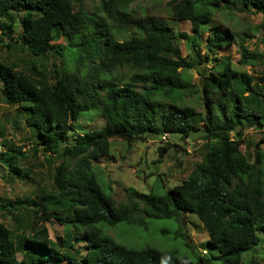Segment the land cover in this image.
Listing matches in <instances>:
<instances>
[{"label":"trees","instance_id":"obj_1","mask_svg":"<svg viewBox=\"0 0 264 264\" xmlns=\"http://www.w3.org/2000/svg\"><path fill=\"white\" fill-rule=\"evenodd\" d=\"M97 1V13H88L82 7L74 10L71 0H0V40H9L7 47L14 40L35 58L55 53L61 60L52 84L40 72L36 79L0 62L4 101L27 105L25 124L31 128L35 155L50 159L62 150L75 161L71 167L63 161L53 173L60 200L41 194L39 204L32 202L43 208L45 220L73 228L74 239H59L56 249L41 228L18 243L0 223V264H209L206 257L240 264L243 252L264 234V137L255 144L253 161L240 150L247 129L264 130V77L233 69L223 56L214 59L218 61L206 74L198 71L202 87L191 84L183 71L210 62V55L217 56L235 38L227 26L215 25L216 12L253 9L264 29V0H177L173 19L189 21L191 35L152 16L135 18L126 0ZM202 33H207L205 40ZM60 36L63 43H55ZM244 36L253 33L245 31ZM181 38L194 46L191 59L181 55ZM198 39L207 46L202 56ZM240 48L242 64L264 60V51ZM189 92H199L203 113L187 104ZM94 116L101 126L86 127ZM200 124L205 151L184 180L161 194L127 188L125 201L115 204L111 186L104 179L101 183L93 168L94 161L108 154L111 139L130 144L164 133L186 138ZM12 153L26 156L21 147L10 146L9 152L0 151V167L5 164L9 175L20 176ZM23 178H29L28 171ZM47 204L62 207L47 213ZM187 213L195 214L208 234L203 254L192 251L194 262L152 246L126 247L102 228L146 226L147 219L180 221ZM72 252L80 254L78 261Z\"/></svg>","mask_w":264,"mask_h":264},{"label":"rangeland","instance_id":"obj_2","mask_svg":"<svg viewBox=\"0 0 264 264\" xmlns=\"http://www.w3.org/2000/svg\"><path fill=\"white\" fill-rule=\"evenodd\" d=\"M177 0H126L127 9L135 17L152 16L155 19L169 25L175 32H184L191 35V25L187 20H174L172 7ZM74 10L82 7L85 12L97 13L99 8L97 0H71ZM19 16L21 15L18 14ZM101 15V14H99ZM215 25L227 26L235 36L229 43L219 48L217 56L210 55L212 60L199 65L196 68L185 69L184 75L189 78L191 84L199 87L204 85L202 74L209 72L211 65L218 60L216 57H228L233 69L252 75L256 79L264 77V60L255 65H244L241 61L240 45H247L248 49L264 51V29L260 27V14L250 9L247 12L235 13L230 11L216 12ZM255 28H258L255 31ZM121 26V30H125ZM251 32L253 36L246 37L244 32ZM127 32V30H126ZM208 33V32H207ZM207 33H202L205 40ZM243 38L240 39L241 37ZM1 37V36H0ZM228 38V37H227ZM6 38L0 40V62L11 64L15 71L31 75L37 79L36 72L49 84L55 80L56 72L60 69L61 60L55 53H48L44 58H35L17 41ZM199 42L197 51L202 56L207 50L205 41ZM55 43H63L60 36ZM181 55L185 59H191L192 49L190 41L181 38L177 40ZM32 64L35 66L33 68ZM201 73H199V72ZM1 87V84H0ZM188 105L196 111L203 113L204 102L199 92L188 93L185 96ZM27 105H9L4 101L0 92V151L9 152V147L16 149L21 147L25 151V158H19L16 153L14 165L20 168V176L9 175V167L5 164L0 167V223L12 231L13 238L18 243H23L34 231L46 228L50 244L59 248V239L68 242L74 239L73 228H67L64 224L53 218L45 220L41 214L43 208L37 207L32 202L39 204L41 194H51L60 200L53 184V173L56 166L66 161L71 167L75 163L71 157L64 155L62 150L58 155L45 158L41 153L35 155L32 151L33 137L31 128L25 124L28 115ZM86 125L81 120L82 127H100L102 121L97 116ZM77 124V123H76ZM80 125V124H79ZM264 137V130L247 129L244 133L245 142L240 145V150L249 159L254 160V148L256 142ZM2 142L4 146L2 145ZM205 138L202 125H198V131L186 138L178 135L148 136L145 140H134L130 144L118 138L111 139V146L106 156L93 162V168L101 183L104 180L111 186L112 197L115 204L125 201L126 189L134 188L137 191L156 194L163 193L167 188L179 184L188 173L201 160L205 151ZM165 152L159 156L160 152ZM262 159L264 160V143L260 145ZM25 171L29 178L24 179ZM22 177V178H21ZM104 179V180H103ZM18 201L12 207L7 202ZM24 201H28L26 204ZM61 204L52 206L47 204L46 212H53L55 208H61ZM37 210L35 214L34 211ZM146 226H130L118 224L114 227L103 225V232L112 236L117 242L129 248H142L152 246L161 251L175 252L180 257H186L192 262L195 256L192 251L196 249L203 254V243L208 239V234L195 214H184L180 221L175 219H147ZM256 246L244 251L240 264H264V234L260 236ZM75 249L79 246L75 244ZM83 252V250H81ZM73 258L78 261L80 254L72 252ZM20 259V253L17 254ZM209 264H224L219 259L208 260Z\"/></svg>","mask_w":264,"mask_h":264},{"label":"built area","instance_id":"obj_3","mask_svg":"<svg viewBox=\"0 0 264 264\" xmlns=\"http://www.w3.org/2000/svg\"><path fill=\"white\" fill-rule=\"evenodd\" d=\"M167 135H168V134L164 133V134L162 135V138H165ZM0 147H1V146H0ZM0 150H1V149H0Z\"/></svg>","mask_w":264,"mask_h":264}]
</instances>
